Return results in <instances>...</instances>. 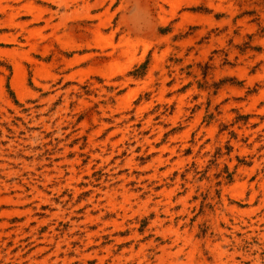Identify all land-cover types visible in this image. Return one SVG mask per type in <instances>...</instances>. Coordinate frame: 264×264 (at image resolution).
<instances>
[{"label": "rangeland", "instance_id": "rangeland-1", "mask_svg": "<svg viewBox=\"0 0 264 264\" xmlns=\"http://www.w3.org/2000/svg\"><path fill=\"white\" fill-rule=\"evenodd\" d=\"M0 264H264V0H0Z\"/></svg>", "mask_w": 264, "mask_h": 264}]
</instances>
